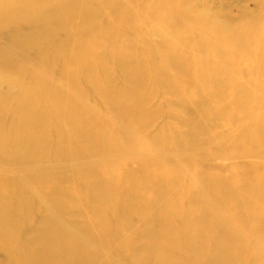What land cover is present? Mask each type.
Returning a JSON list of instances; mask_svg holds the SVG:
<instances>
[{
  "label": "bare ground",
  "instance_id": "obj_1",
  "mask_svg": "<svg viewBox=\"0 0 264 264\" xmlns=\"http://www.w3.org/2000/svg\"><path fill=\"white\" fill-rule=\"evenodd\" d=\"M90 1L92 0H0V19L5 22L35 21L40 17L48 16L50 9L54 11L58 18L55 25L57 27L49 25L37 31L35 35L38 43L45 45L46 42L48 44L43 40L44 36L52 35L51 37H54L59 31H67L70 35L65 40L56 41L55 44L49 42L53 46H49L50 48L47 50L44 49L39 55L49 64L52 60L59 62V74L73 81L81 90L91 93L101 92L109 100L108 104L113 105L114 111L122 117H126L125 120L136 128L145 129L154 118L153 114H157V110L149 106V101L152 90H159L150 87L146 73L148 70L155 71L154 78L163 84L162 91L173 94L175 106H188L187 99H190L206 112L211 109L214 101L224 98L230 100L233 106L234 104L239 105L233 120V123L235 122L239 126L225 140V147L230 151H236L239 148L261 147L263 150L260 156L264 160V34L262 32L264 5L261 15L251 22L245 21L238 28L224 26L222 31L220 29L219 33L230 37L229 43L220 38L216 45H203L207 52H214L213 54L226 65L228 72L215 68L214 63H206L203 59L189 57L175 46L167 50L166 54L176 69L181 85L186 88V94L182 93V87H177L168 78L167 70L160 64L159 59L161 58L156 55L158 59L149 51H147V55L138 51L137 40H142V37L137 35L140 38L135 37L137 40L121 38L116 31L114 22L108 23L106 28L102 27L101 37H97L98 33L91 29L92 23L98 19L99 15L103 14L106 6L105 3L101 4V1L98 0L100 5L93 8L90 6ZM182 1L156 0L153 13L156 11L157 18L162 20L164 17L161 16L162 14L159 15L160 12L158 13L157 10L160 4L170 5L171 10L177 12L179 3ZM126 9L130 11L128 8ZM113 20L118 22L117 15ZM203 21L206 22L208 19ZM192 29L194 30V27ZM189 30L190 28L187 29L188 34ZM176 36L188 40V35L177 34ZM34 37H31L30 41ZM34 40L36 39L34 38ZM208 40L210 39L208 38ZM104 48H106V54L103 52ZM234 50L238 53L236 58L232 57L231 52ZM161 55L164 54L161 53ZM163 60L165 62V59ZM231 68L244 73L254 85L256 92L249 90L247 86L234 87L235 79L234 74H231ZM25 74L27 73L22 72L21 69L14 71L2 69L0 72V80L12 85L9 87L10 91L13 88L19 89L18 96L13 97L12 94L7 93L6 97L0 100V135H5L8 138L6 144L0 145L1 153L7 155L8 152H13L20 159L35 161L47 158V154L50 156L52 153L50 146L56 144L59 151H56L52 157H66L72 154L74 146L84 141L88 146L90 144L91 148L103 151L109 135L106 134V128L103 129L101 126L99 129L97 127L99 123L96 116L91 115L82 105L76 104V101L70 99L61 90L50 87L47 83L38 81L31 75L25 77ZM119 80L121 85L117 84ZM219 112L224 113L223 110ZM196 113L198 115V112ZM205 125L207 124L205 123ZM195 126L199 137L192 138L193 136L189 133L179 137L173 127L169 125L165 127L168 129L166 137H163L161 132L153 135L165 142H167L168 136L173 135L182 147H198L201 146L199 143L204 142V137L200 136L201 128L197 124ZM38 135L46 136L45 142L35 143L34 138ZM239 139H241V145H237ZM119 164L122 163L98 164L97 167L90 170L83 167L57 169L56 173L42 176L47 179L45 180L47 187L50 189L52 197L61 203L62 210L65 211L77 196H81L85 205L80 206V212H82L84 220H92L88 226L91 228V237L102 239V242L103 239H106L108 234L105 230L110 224L108 220L110 212L116 215L112 217L117 218L114 224L115 234L120 235V237L118 236L119 242L126 246V249L127 244L130 243L129 237L131 238L133 233H136L135 235L138 236L134 241V249L127 254L131 261L140 264L242 263L246 255L244 245L240 244V239L232 234L210 211L200 194L191 195L189 186L177 184V173L175 174V170L170 167H165V164H160L158 161L149 162L154 170L148 171L145 168L141 171L138 178L142 180L143 185L139 190L132 189L127 179L120 181L126 190L121 202L114 200L112 196L114 186L110 183L111 181L108 182L105 178H109L107 177L109 169ZM209 164H212L213 167L197 162L195 166L196 170L204 171L203 185L209 188L204 186L205 189L210 191L211 196L215 198L222 209L232 212L231 214L235 216L239 215L240 221L241 211L246 214V210H241L236 201L238 190L227 183L228 167L222 160ZM132 165L123 164L127 170ZM160 167H164V171L159 172ZM91 170H93L94 177L88 174V171ZM242 171L244 172V175H241L243 176L244 190L241 189L244 191L242 194L244 193V196L248 198V214H250L247 220L242 218L245 221L243 223L247 228L249 227L248 223L257 225L260 229L258 232H261L264 239V162L246 163L242 166ZM128 172V179L136 175L131 170ZM60 176L70 181V190L62 191L58 188L60 181L58 177ZM92 179L102 182L103 189L101 191L96 192L88 187ZM42 180L44 179L42 178ZM42 180L38 182L42 184L44 182ZM4 184L3 181H0V243H3L5 249H8L7 253L10 256L11 264L108 263L96 256L92 249L89 250H92L93 254L87 252L84 245H80L81 242L78 244L72 239V236L69 237L52 226L48 222L52 220L44 221L39 227L33 229L34 231L26 233L24 225L33 211L31 210L33 204L30 202L32 204H30V209L26 196L20 197L18 205L11 206L5 203L3 199L12 197L14 188L13 186L7 188L5 186L7 183ZM43 191L45 190L43 189ZM149 192H151L150 196L147 195ZM15 196L14 194V198ZM246 197L244 198L246 199ZM242 208H245L243 204ZM89 211L90 216L87 215ZM133 214L139 217L138 222L143 225L140 226L142 230L137 224L134 225L129 221ZM240 222L242 223V221ZM243 223L242 225H244ZM249 228L251 229V227Z\"/></svg>",
  "mask_w": 264,
  "mask_h": 264
},
{
  "label": "rangeland",
  "instance_id": "obj_2",
  "mask_svg": "<svg viewBox=\"0 0 264 264\" xmlns=\"http://www.w3.org/2000/svg\"><path fill=\"white\" fill-rule=\"evenodd\" d=\"M100 1L101 4L105 3V11L103 14L98 16V19L92 23L91 27L94 32L98 33L97 37H101L100 32L102 27L106 28L108 23L112 22H114L116 31L121 38L135 40L138 36L140 38L142 37L143 41L136 39V47L138 48V51L140 50L139 52L144 55L145 53L147 55V51H149L153 55H157L161 58L159 59L156 56L159 61H161L160 64H162L165 70H167L166 74L169 76L168 78L177 87H182V93L185 92L186 94V88H184V85H181L179 81L180 78L177 76L178 74H176V69L172 66L170 58L166 54L167 50H170L172 46H175L189 57L198 60L203 59L206 63H214L215 68L228 72L226 65L213 54L214 52L210 53L204 50V46L216 45L217 40L220 38L229 43L230 37L219 33L220 29L222 31L224 26L238 28V26L245 23V21L251 22L261 15V10L264 5V0H183L179 3L177 12H173L170 5L160 4V6L157 7V10L158 13L160 12L159 15L162 14L161 16L164 17L160 20V18H157L158 15L156 16L157 12L155 11L156 14L153 13L154 3L156 0ZM89 3L93 8L100 5L98 0H92ZM126 8H128L131 12L127 11ZM165 12L168 14L167 16ZM116 15L118 17V22L120 23L113 20ZM140 15L141 17H139ZM203 17H205L204 19H208V21L204 22ZM57 21V15H55L54 11L51 9L48 12V16L46 15L40 17L35 21L18 20L16 22V20H14L5 22L0 19V72H2V69L9 71L21 69L22 72L27 73L25 74V77L31 75L36 80L45 82L50 87H55L56 89L61 90L67 94L70 99L76 101V104L82 105L91 115L97 117V122L99 124L98 126L96 124V126L99 129H101V126H103V129L106 128L105 131L106 134L108 133L109 139L105 142L103 151H97L95 148H91L90 144L88 146L86 141H84L80 142L82 145L78 143L74 146L72 148V154L66 157H52V155H55V152L59 151V149L56 144L51 145L50 151L52 153L50 156L47 154V158L35 161L20 159L13 152H8L7 155H4L0 150V181H3L5 184L7 183L6 185L4 184L7 188L13 186L14 189L12 191L17 196L14 198L13 194L12 197H6L3 201L11 206H14L19 204L18 202H20V197L22 198V196H26L29 201V208L33 204V209L30 208L33 211H31V215L27 223L24 225V231L29 233L33 229L39 227L44 221L52 220L48 221L52 226L69 237L72 236V239H74L78 244L81 242L80 245H84L87 252L92 253V250L95 251V255L105 263L135 264L136 262L133 260L131 261L130 256L127 254L134 249V241L138 236L135 235L136 233H133L131 238L129 237L130 243L127 244L126 249V246L121 245L119 242L120 239L118 236L120 237V235L118 234L117 236L115 234L116 229L114 224L117 221V218L115 217L116 215L110 212L108 213V220L110 224L105 230L108 234L106 239H103L102 242V239L98 240L93 236L91 237V228L88 226L89 222H92V220H84L83 214L80 212V206L85 205L83 204L84 202H82L83 200L81 196H77L78 198L76 197V199L65 211L62 210L60 207L61 203L52 197L51 191L47 187V181H45L47 179H45L42 175L56 173L55 170L57 169H73L83 167L90 170L93 167H97L98 164H112L115 162L122 163L109 169L107 174V177L109 178H105L106 181H111L110 183L114 186L112 195L114 200L121 202L126 188H124V185L120 184V181L127 179L130 182L132 189H141L143 183L142 180L138 178L139 174L145 168H147L148 171L154 170L153 167L150 166L149 162L158 161L160 164H165V167H170L172 170H175V174L177 173V184H185V186H189V189H191L189 193H191V195L200 194L204 204H206L210 211L232 234H235L238 239H240V244L244 245L246 255L241 264H264V239L261 232H258L260 229L257 225L252 223H248V226L251 227V229L249 227L247 228L246 224L243 223L245 222L243 219L245 218V220H247V217L249 218L250 214H248V198L244 196V193L242 194L244 189L242 183L243 176H241L244 175L242 166L246 163L264 162L260 156L263 149L261 147H254L250 149L239 148L236 151H230L225 147V140L239 126L235 122L233 123L239 105L234 104L233 106L231 101L228 99L225 100V98L218 99L214 101L211 109L204 112L197 104L186 98L189 101L187 103L188 106H175L173 94L162 91L163 84L154 78L155 71L148 70L146 73L148 81L150 82V87H155L159 90H152V95L149 101V106L155 108L157 110V114H153L154 118L145 129L136 128L125 120L126 117H122L114 111L113 105L108 104L109 102L107 101L109 100H107L101 92L91 93L81 90L73 81L59 74V62L57 63V61L52 60L49 64L42 59L41 55H39L44 49L47 50L50 48L49 46H53L50 45L49 42L51 44H55L56 41L65 40L68 35H70L67 31H59L54 37H51L52 35H50V37L44 36L43 40L47 41L48 44H46V42L45 45L38 43L39 41H37V36L35 35L36 32L49 25H54V28H56L57 26L55 25L57 24ZM193 27L194 30L192 29ZM206 27L208 28V31ZM186 28H190L189 34L187 33ZM262 32L264 34V27ZM177 34L183 36L188 35V40L177 38ZM145 35L148 37L146 36V38ZM31 37L36 39L34 40L36 43L33 41L34 38L32 39L33 42L30 41ZM208 38L210 40H208ZM103 52L105 54L107 53L106 48H104ZM103 52L102 54H104ZM161 53L164 55H161ZM231 53L233 58L238 56V53L235 50ZM162 58L165 59L166 63ZM231 74L235 79L233 84L234 87L247 86L249 90L256 92L254 85L244 73L237 71L235 68H231ZM120 83L121 81L119 80L117 84L121 85L122 83ZM9 87H12V85L0 80V100L5 98L7 93L12 94L13 97L18 96L19 89L13 88L10 91ZM222 110L224 113L221 114L219 111ZM196 112H198V115ZM205 123L207 125H205ZM194 124H197L201 128L200 136L204 137V142L199 143L201 146L198 147H182L180 142L177 141V138L173 135L168 136L167 142L160 140L153 135L161 132L162 136L166 137V131L168 129L165 127H168L169 125L170 127H173V130L179 135V137L180 135L186 133L192 135V138L199 137L198 130ZM45 137L46 136L38 135L34 138V142H45ZM7 139L8 138L5 135H0V145L3 146L6 144L8 141ZM241 144V139H239L237 141V145ZM222 150L225 152L223 153ZM218 160H222V162L225 163V166L228 167L227 169L229 170L230 176L228 175L227 183L238 190L236 201L239 203L241 210H246V214L244 211H241L242 218H244L242 219L240 217V221H242L244 225H242L239 221V215H237V217L231 214L232 212L225 211L219 206L215 198L211 196L210 191L208 190L209 188L203 185V180L205 178L204 171L201 169V171L195 169L196 162L213 167V165L209 163ZM123 164H133L132 167L128 168V170H131V172L136 175L128 179L129 172ZM163 169L164 167H160L158 171L162 172ZM233 173H235V176ZM88 174L92 175L91 177H94L93 170L88 171ZM37 178H41L40 180L43 178L44 180L42 181L44 182L41 184L38 182L40 180ZM58 179L60 180L58 182L59 189L62 191H68L71 189V183L67 178L60 176ZM101 183V181L92 179L91 184L89 183L88 187L92 188V190H95L96 192H99V190L101 191V189H103V185ZM204 186L208 189H205ZM42 188L45 191H43ZM147 195L150 196L151 192ZM244 197H246V199ZM30 202H32V204ZM241 203L245 208H242ZM88 214L90 216V211L87 215ZM113 215H115L114 218H112ZM138 218L139 217L137 215L133 214L130 216L129 221L134 225L137 224L138 227L143 226L140 222H138ZM140 230H142L141 227ZM89 249L92 250L90 251ZM7 250L8 249H5V245L0 243V264H11V260H9L10 256L7 253ZM256 256L259 258H256Z\"/></svg>",
  "mask_w": 264,
  "mask_h": 264
}]
</instances>
